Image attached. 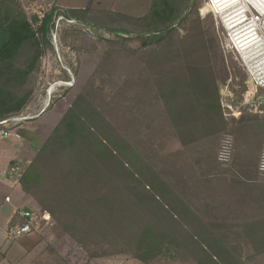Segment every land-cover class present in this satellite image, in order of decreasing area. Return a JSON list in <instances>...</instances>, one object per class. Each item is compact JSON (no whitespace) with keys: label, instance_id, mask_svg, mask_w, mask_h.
<instances>
[{"label":"trees","instance_id":"obj_1","mask_svg":"<svg viewBox=\"0 0 264 264\" xmlns=\"http://www.w3.org/2000/svg\"><path fill=\"white\" fill-rule=\"evenodd\" d=\"M198 10L197 0H152L143 16L113 13L126 27L112 28L115 38L96 37L102 73L120 94L129 89L126 127L115 126L99 101L107 83L91 82L19 176L89 259L121 253L145 264H248L264 255V115L225 116ZM61 15L102 24L92 8L30 15L22 0H0V122L32 101ZM159 122L186 156L157 149L149 128ZM228 135L225 161L220 138Z\"/></svg>","mask_w":264,"mask_h":264},{"label":"rangeland","instance_id":"obj_2","mask_svg":"<svg viewBox=\"0 0 264 264\" xmlns=\"http://www.w3.org/2000/svg\"><path fill=\"white\" fill-rule=\"evenodd\" d=\"M22 2L30 15L43 10L49 11L52 6H57L62 10L92 8L96 12L95 18H98L102 24H95L94 21L83 24L76 19H68L63 15L58 17L57 28L52 32L53 49L47 51L43 58L40 72L33 80L34 94L32 101L23 114L16 116V118H22V120L10 124H18L36 118L42 108L49 112V115H47L49 117H61L70 107L76 95L89 89L91 82H94L97 89H99L104 81L107 83L105 84L106 92L103 95L104 100L99 97V101L111 122L119 129L124 130L127 116L124 111L128 106L126 97H128L127 92L129 89L123 87L122 94H120L119 88L109 84V77L102 73L101 49L103 46L97 43L96 36L115 38L116 33L112 31V28L126 27V24L113 13L129 14L136 17L143 16L149 11L152 0H22ZM197 3L199 4L198 14L202 20L203 34L208 46L211 65L217 79L221 105L225 116L239 119L242 114L264 115V103L258 106L252 105L253 101L256 102L257 96L250 93L248 75L237 54L229 45L220 17L202 11L205 6V0H197ZM95 29L98 30V33ZM179 34L184 36L186 30L180 27ZM102 75H104V78H101ZM258 94L264 97V89L259 91ZM144 104L148 106L147 101ZM58 121L56 120L55 123H58ZM12 129L14 130L13 127ZM149 138L154 142L157 149L165 155L173 157L181 155L184 157L187 155L184 147L176 138L174 131L164 122H159V124L149 128ZM15 139V136L0 137V146L11 149L12 142ZM37 143L40 147L44 144L42 138ZM225 146H228L231 151L233 144L229 135L220 138V152L226 150ZM263 148L264 145L260 156ZM26 166H21L22 172ZM37 212L42 214L47 211L41 212L39 210ZM40 219L43 218L40 217ZM48 225H53L55 233L66 234L54 222L52 216ZM57 239L56 237L55 239H50L52 244L49 243L39 256H36V253L31 255L28 259V264H68L67 260L62 256L63 245L56 244ZM76 246L79 247L77 244ZM83 252L88 258L87 253L84 250ZM252 253V247L246 243L245 255L250 256ZM113 255L133 257L131 254L121 253ZM75 263L77 262L75 261ZM191 263L195 264L191 259L173 260L164 258L158 264ZM247 263L264 264V255L255 259H248Z\"/></svg>","mask_w":264,"mask_h":264},{"label":"crops","instance_id":"obj_3","mask_svg":"<svg viewBox=\"0 0 264 264\" xmlns=\"http://www.w3.org/2000/svg\"><path fill=\"white\" fill-rule=\"evenodd\" d=\"M46 111L42 108L36 118L10 124L20 136H15L11 149L0 146V264H28L31 255L36 253L39 256L49 243L52 244L50 239L55 237L58 238L56 244L63 245L62 256L68 264H145L128 255L86 258L73 239L66 234L55 233L53 225L40 218L33 223L30 233L16 239L9 238L7 230L11 222L23 221L20 217L15 218L19 211L40 210L35 199L23 191L19 182L20 173H11L10 167L12 162L19 166L28 165L40 148L37 141L42 138L45 142L57 123L55 121L61 118L49 117Z\"/></svg>","mask_w":264,"mask_h":264},{"label":"built area","instance_id":"obj_4","mask_svg":"<svg viewBox=\"0 0 264 264\" xmlns=\"http://www.w3.org/2000/svg\"><path fill=\"white\" fill-rule=\"evenodd\" d=\"M222 0H205V6L202 10L205 13H211L220 17L222 26L227 34L231 49L237 54L243 64L249 78L250 93L257 96L256 102L252 105H261L264 103L259 91L264 89V2L261 0H234L233 5L225 10L219 6ZM262 110V109H261ZM22 118H10L0 122V137L10 136L19 137V133L12 129L10 123L19 122ZM226 150L220 152L221 160H228L231 154L228 146ZM259 169L264 173V148L261 153ZM19 165L10 167L11 173H22ZM17 217L23 221L15 220L8 227L7 234L9 238H19L30 233L33 229V223L40 217L46 221H51V215L47 212L40 214L33 210L19 211Z\"/></svg>","mask_w":264,"mask_h":264},{"label":"bare ground","instance_id":"obj_5","mask_svg":"<svg viewBox=\"0 0 264 264\" xmlns=\"http://www.w3.org/2000/svg\"><path fill=\"white\" fill-rule=\"evenodd\" d=\"M233 2L234 0H222L219 2V6H221V8H223L224 13H226L225 10L229 9L233 5Z\"/></svg>","mask_w":264,"mask_h":264},{"label":"snow or ice","instance_id":"obj_6","mask_svg":"<svg viewBox=\"0 0 264 264\" xmlns=\"http://www.w3.org/2000/svg\"><path fill=\"white\" fill-rule=\"evenodd\" d=\"M214 2H217V0H214ZM261 2H264V0H261Z\"/></svg>","mask_w":264,"mask_h":264},{"label":"water","instance_id":"obj_7","mask_svg":"<svg viewBox=\"0 0 264 264\" xmlns=\"http://www.w3.org/2000/svg\"><path fill=\"white\" fill-rule=\"evenodd\" d=\"M96 30V29H95ZM97 31V33H98V30H96ZM263 100H264V97L262 98Z\"/></svg>","mask_w":264,"mask_h":264}]
</instances>
